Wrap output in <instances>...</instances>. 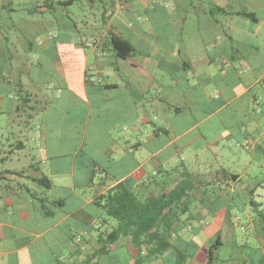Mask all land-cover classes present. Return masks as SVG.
Returning <instances> with one entry per match:
<instances>
[{
  "label": "crops",
  "instance_id": "1",
  "mask_svg": "<svg viewBox=\"0 0 264 264\" xmlns=\"http://www.w3.org/2000/svg\"><path fill=\"white\" fill-rule=\"evenodd\" d=\"M136 1L0 0V264H264V216L233 220L264 187V0ZM128 180L182 194L158 252L109 243Z\"/></svg>",
  "mask_w": 264,
  "mask_h": 264
},
{
  "label": "trees",
  "instance_id": "2",
  "mask_svg": "<svg viewBox=\"0 0 264 264\" xmlns=\"http://www.w3.org/2000/svg\"><path fill=\"white\" fill-rule=\"evenodd\" d=\"M113 45L120 56L127 57L134 51L130 41L117 34H113ZM41 180L50 186L48 178ZM176 193H179V189H174L169 197L165 193L140 197L133 191L128 180L101 195L99 204L106 209L110 218L116 220L115 227L108 234L109 243L125 236L130 237L138 249L155 243V247L150 249L154 252L162 250L161 241L165 237L162 229L169 228L174 221L171 215L164 214V210L174 206L182 197L181 193Z\"/></svg>",
  "mask_w": 264,
  "mask_h": 264
},
{
  "label": "rangeland",
  "instance_id": "3",
  "mask_svg": "<svg viewBox=\"0 0 264 264\" xmlns=\"http://www.w3.org/2000/svg\"><path fill=\"white\" fill-rule=\"evenodd\" d=\"M62 8L64 7L61 6L59 7L58 11L51 10L50 12L46 14V16H49L50 22L48 23L49 30L48 32H46L45 37L56 36L58 37L59 40H62V39L66 40L68 38L66 34L72 32L73 26H70L68 28H58L57 19L59 18L60 24L65 21L67 22L69 19V16L72 17L73 13L78 12V6L74 4L72 7H68L67 8L68 10L62 9ZM140 8H141L140 0H137L136 5L134 6V11L123 14L125 23L130 24L131 22H133L134 20L133 18L135 15H136L135 18L139 16V22H140ZM143 19H145L144 15H143ZM48 45L51 46L50 51L55 50L53 48L55 44H53L52 41H49ZM89 49L90 47H87V50ZM251 169L255 171H250L249 173H246V177L249 175H262V177H264V172H262L261 174L258 173L257 166H253L251 167ZM210 190H212L211 187H210ZM257 192L258 194L255 195V200L259 203L258 205L256 203H250V202L246 204H244L243 202L241 203L237 202L236 209H235V215H233V217H236V219L234 218L233 220L236 223L237 231L240 229V226L237 224L238 218H240L241 220L239 221L245 223V225L248 226L249 229H250V222H249L250 216L254 218L256 221H261V219L263 218L264 216V187L258 188ZM207 216L211 218L213 215H207ZM114 221L116 222V220ZM245 232L243 231L242 233L245 234Z\"/></svg>",
  "mask_w": 264,
  "mask_h": 264
}]
</instances>
